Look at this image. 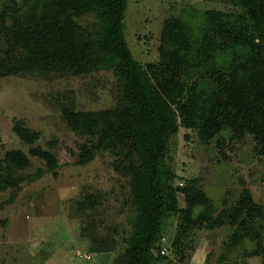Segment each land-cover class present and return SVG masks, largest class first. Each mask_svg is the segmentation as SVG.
Returning <instances> with one entry per match:
<instances>
[{
  "label": "rangeland",
  "instance_id": "obj_1",
  "mask_svg": "<svg viewBox=\"0 0 264 264\" xmlns=\"http://www.w3.org/2000/svg\"><path fill=\"white\" fill-rule=\"evenodd\" d=\"M44 0H0V12L20 17ZM242 12L226 0H127L124 35L134 60L142 65L160 64V34L165 20L178 18L191 27L203 22L205 10ZM82 29L93 31L97 19L87 14L76 19ZM13 18L0 15V160L8 150L27 154L30 165L16 174L25 179L18 190L0 192V264H115L129 232V160L123 150L110 147L78 164L80 146L88 138L67 123L66 111H99L120 105L121 85L111 69L79 71L30 65V52L16 45L11 34ZM229 49L216 52L215 63L224 67ZM184 91L177 87L174 108L179 131L169 144L165 168L173 174L179 207H185L183 188L189 181L209 199L212 216L230 210L243 188H249L263 216L260 230L264 247V145L252 135L241 138L201 135L188 127ZM21 121L40 137L32 144L13 132ZM40 146L53 153L58 166L40 178L28 176L45 162L29 154ZM204 212L197 206L194 215ZM181 217L164 221L162 237L170 246L160 264H264L263 255L251 256L256 239L239 228L189 229L174 245ZM235 234L240 238L236 243ZM162 239H160V243ZM159 243V244H160ZM259 249V248H258ZM97 251H112L106 261ZM96 252V253H95ZM95 253V254H94Z\"/></svg>",
  "mask_w": 264,
  "mask_h": 264
},
{
  "label": "trees",
  "instance_id": "obj_2",
  "mask_svg": "<svg viewBox=\"0 0 264 264\" xmlns=\"http://www.w3.org/2000/svg\"><path fill=\"white\" fill-rule=\"evenodd\" d=\"M226 1L243 11L205 10L196 27L178 18L165 20L161 62L146 65L133 59L125 39L127 0H44L20 17L8 13L10 8L0 12L3 18H13L11 34L16 45L30 52L28 64L79 71L111 69L121 85L120 105L115 109L64 113L69 126L88 138L80 146L78 164L110 147L123 150L129 160V232L115 264H158L166 259L168 255L159 253L160 239L171 214L181 217L174 245L189 229L227 224L256 239L257 249L250 255L262 254L264 261L262 226L254 229L263 210L249 188L242 189L230 210L213 218L208 197L193 180L182 191L185 207H179L173 174L165 168L170 140L179 131L174 108L177 87L185 94L183 115L189 128L207 137L218 132L234 139L252 135L264 145V0ZM87 14L97 19L91 32L76 21ZM224 48L230 58L226 66L218 67L215 55ZM12 129L27 144L40 137L21 121H15ZM29 154L46 166L30 174L29 180L58 166L56 156L40 146L30 148ZM29 165L23 151H6L0 160V192L18 190L25 178L16 172ZM197 206L204 212L195 216ZM239 238L235 234L233 243ZM102 253L112 251L96 254Z\"/></svg>",
  "mask_w": 264,
  "mask_h": 264
},
{
  "label": "built area",
  "instance_id": "obj_3",
  "mask_svg": "<svg viewBox=\"0 0 264 264\" xmlns=\"http://www.w3.org/2000/svg\"><path fill=\"white\" fill-rule=\"evenodd\" d=\"M161 239H162V242H161V247L159 249V253H160V255H168L169 254V246H166L164 244L163 241H165V239H163V237Z\"/></svg>",
  "mask_w": 264,
  "mask_h": 264
},
{
  "label": "crops",
  "instance_id": "obj_4",
  "mask_svg": "<svg viewBox=\"0 0 264 264\" xmlns=\"http://www.w3.org/2000/svg\"><path fill=\"white\" fill-rule=\"evenodd\" d=\"M99 255V258H98V260L100 259V256H102V258L104 259V260H106V261H111V254H109V253H102V254H98ZM158 264H160V263H158Z\"/></svg>",
  "mask_w": 264,
  "mask_h": 264
}]
</instances>
